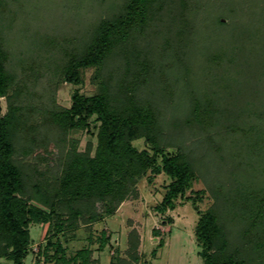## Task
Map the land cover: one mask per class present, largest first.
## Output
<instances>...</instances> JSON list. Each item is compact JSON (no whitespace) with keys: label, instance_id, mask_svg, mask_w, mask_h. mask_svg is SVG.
Wrapping results in <instances>:
<instances>
[{"label":"trees","instance_id":"1","mask_svg":"<svg viewBox=\"0 0 264 264\" xmlns=\"http://www.w3.org/2000/svg\"><path fill=\"white\" fill-rule=\"evenodd\" d=\"M51 1L0 0V99L6 105L4 113L0 105V264H24L32 225L46 226L37 253L44 264H97L88 247L67 255L63 239L114 215L136 196L142 178L169 181L155 207L159 215L173 211L179 199L195 207L203 195L191 189L196 161L171 136L183 128L218 135L238 172L228 186L209 188L214 203L197 211L194 240L202 264H264V34L258 27L264 30V0H253L257 14L250 2L245 21L251 28L240 22L248 0H112L106 8L100 0L102 14L77 37L35 35L29 56L10 62L13 38L4 29L17 28L27 7L38 15L54 11ZM175 4L178 10L165 19L164 7ZM203 7L204 33L194 37L200 19L191 17ZM226 16L229 25L220 20ZM42 69L48 86L82 84L84 72L93 70L97 91L75 90L63 108L53 90L33 106L28 85ZM157 91L167 99L180 93V102L170 103L177 114L172 122L162 120L165 108L152 98ZM49 129L61 136L52 144L46 143ZM91 129L94 146L88 141L78 151L77 142L68 144L67 135ZM140 140L141 150L134 146ZM109 238L100 232L97 252ZM137 249L131 233L126 258L116 249L109 264H137Z\"/></svg>","mask_w":264,"mask_h":264},{"label":"rangeland","instance_id":"2","mask_svg":"<svg viewBox=\"0 0 264 264\" xmlns=\"http://www.w3.org/2000/svg\"><path fill=\"white\" fill-rule=\"evenodd\" d=\"M103 1V7L106 8L107 4L112 0ZM207 1L202 0L201 3H206ZM52 2L55 4L53 6L54 11L50 10L49 13L40 12V15H38L37 12H34L32 6L31 8L27 7L28 12L26 10L23 11L24 15L22 14V17L16 22L18 25L17 28L16 25H11L14 28L10 30L4 29L6 32L8 31L6 35L13 38H11L13 43L9 45L11 46L10 62H14L16 59L15 56L20 59H25L26 56H29V52L26 50L27 46H29V38L32 39L35 35L39 37L43 35H57L59 39L75 38L78 36V30L82 31L83 28L86 29L95 18L102 14L101 10H98L100 0H52ZM247 2L249 3H246L244 6L242 19L239 21L251 28L250 19L246 22L245 18L250 17L248 12L252 5L256 14L258 9L253 0H248ZM250 2H252L251 6ZM164 10V14L166 15L165 19H168L176 13L178 7L177 4L173 7L166 5ZM204 10H206L205 7L201 11H198V14H192L193 17L188 14V17L190 16L192 19H200L198 22L194 20V37L201 35V32L204 33L205 26L202 25L207 14ZM220 20L222 23L230 24L228 16ZM166 22L168 23V20ZM253 24L257 25L256 22H252ZM258 27H260L259 34L263 35L264 30L261 28L262 26L258 25ZM18 28H22L23 32L20 30L19 33ZM207 33L209 31L205 30V34ZM197 43L200 44L201 42L197 41ZM248 45L249 43L247 42L245 46L247 47ZM42 71L43 73L40 74L43 76L28 85V94L31 96L30 103L33 106L40 107L42 102L48 97V94L53 90H55L56 104L63 108L70 107V98L75 90L87 96L97 91L98 82L94 79L93 70H86L82 77V84L76 86L60 81L57 83L52 82L51 86H48V78L43 69ZM156 95V98L153 96L152 98L155 101L158 99L156 102L165 108V114L162 120L164 122H172L176 119L177 114L174 108L170 106V103L174 101H178L177 103H179L181 100L180 93L170 96L169 99L163 97L161 91H157ZM261 95L264 97V93ZM0 105L4 113L6 105L3 99H0ZM47 132V144H52L54 140L61 137L57 132H52L51 129ZM173 132H171L172 138L186 151H190L193 159L196 161L197 179L193 182L191 189L194 192L202 191L203 195L200 201L195 203V207L190 201L187 202L184 199H179L177 207L173 211H167L163 216L159 215L155 211V207L162 200L164 187L169 181L164 175L156 176L152 184H148L146 179L142 178L137 183L136 196L122 202L114 215L106 217L105 220L93 226H83L74 234H67V242H64V239L62 241L67 255H71L83 247H88L92 250L91 259L96 261L97 264H109L116 249H118L122 258H126L129 234L135 233L138 238L137 253L139 261L137 264H202L194 240V226L197 220V211H204L214 203L209 188L211 189L213 185H217L218 183L228 186L232 173L237 175L238 172H234L236 170V164L229 157L228 151L222 148L218 135H215L214 132L207 135V133L186 128ZM95 133L96 131L91 129V134L82 131V133L67 135L66 139L69 145L77 142V150L83 151L88 141L93 146L96 144ZM134 146L140 150L144 149V144L141 140L134 142ZM216 147H220L219 149L221 151L218 150L217 152ZM32 157L30 156L31 163L34 162ZM38 168L40 170L46 169L47 162L41 161ZM190 195L192 194L189 192L186 193V197ZM167 218L171 219V223L168 222ZM102 230L105 231L106 235H110V240L103 251L97 252V237ZM29 231L31 246L24 264H44L43 258L38 259L37 253L45 245L44 237L46 226L32 225ZM154 232H158L159 236H155ZM89 235L92 236L91 244L87 241ZM160 240H163L164 246L157 251L155 258H153L151 252Z\"/></svg>","mask_w":264,"mask_h":264}]
</instances>
